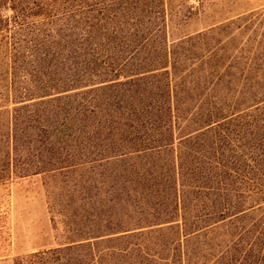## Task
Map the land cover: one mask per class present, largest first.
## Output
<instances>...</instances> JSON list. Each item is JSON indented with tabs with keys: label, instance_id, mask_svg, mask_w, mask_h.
<instances>
[{
	"label": "trees",
	"instance_id": "obj_1",
	"mask_svg": "<svg viewBox=\"0 0 264 264\" xmlns=\"http://www.w3.org/2000/svg\"><path fill=\"white\" fill-rule=\"evenodd\" d=\"M87 1L0 0L1 181L118 170L102 227L15 264H264V53L176 138L164 4Z\"/></svg>",
	"mask_w": 264,
	"mask_h": 264
},
{
	"label": "rangeland",
	"instance_id": "obj_2",
	"mask_svg": "<svg viewBox=\"0 0 264 264\" xmlns=\"http://www.w3.org/2000/svg\"><path fill=\"white\" fill-rule=\"evenodd\" d=\"M143 1L150 7L162 1L170 21L168 42L175 51L170 55L176 73L173 127L178 138L194 129V109L213 85L220 83L235 93L247 84V69L254 68L249 59L264 53V0ZM200 32L204 35L196 37ZM175 38L183 43L177 45ZM93 166L0 179V264H15L18 258L64 242L69 236L65 225L73 214L84 226L88 219L93 227L105 224L102 214L116 197L118 170L110 164ZM114 209L112 217L124 213Z\"/></svg>",
	"mask_w": 264,
	"mask_h": 264
}]
</instances>
